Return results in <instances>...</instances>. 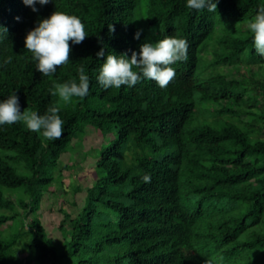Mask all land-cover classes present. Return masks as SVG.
Returning <instances> with one entry per match:
<instances>
[{
	"label": "trees",
	"instance_id": "16d2710c",
	"mask_svg": "<svg viewBox=\"0 0 264 264\" xmlns=\"http://www.w3.org/2000/svg\"><path fill=\"white\" fill-rule=\"evenodd\" d=\"M261 4L218 0L208 13L185 0H50L33 12L23 0H0L7 29L0 60L12 57L0 68V99L16 93L21 111L44 114L57 102L54 84L78 80L80 68L90 79L81 103L58 104L60 139L45 140L22 122L0 128V264H264V59L245 27ZM54 11L79 17L88 36L69 41V63L42 77L24 38ZM166 36L188 43L166 88L150 80L108 90L97 83L107 54L130 58ZM101 47L106 55L98 59ZM241 59L261 60L253 70ZM235 65L239 78L224 71ZM102 134L111 141L91 161L95 181L72 188L78 211L61 208L57 245L30 215L54 182L66 191L58 174L67 165L58 166L70 147L92 150Z\"/></svg>",
	"mask_w": 264,
	"mask_h": 264
},
{
	"label": "clouds",
	"instance_id": "9594fccd",
	"mask_svg": "<svg viewBox=\"0 0 264 264\" xmlns=\"http://www.w3.org/2000/svg\"><path fill=\"white\" fill-rule=\"evenodd\" d=\"M49 2L50 0H23V3L33 12L38 11L37 5L43 6ZM217 3L218 0H185V7L197 12L206 10L208 13H214ZM245 27L251 34L252 48L255 49L256 55L264 59V4L257 7L255 14L246 22ZM109 31H112L111 25ZM6 32L7 29L0 26V33ZM140 35L141 32L138 30L134 34V39H139ZM86 36L88 35L85 25L79 17L54 11L48 18L39 20L36 26L27 32L24 48L31 53L35 70L42 77H52L57 71V66L69 63L71 51L69 41L72 45H77ZM105 55L104 47L96 53L98 59ZM187 58L188 43L183 38L166 36L155 42L147 40L140 45L139 52L131 53L130 58L126 53L107 54L95 79L104 90L120 89L121 86L133 88L142 80L154 81L159 88L164 89L175 76L172 65L183 62ZM10 63H12V57H4L0 60V68ZM77 76L78 80L70 79L54 84L50 95L57 97L58 101L65 104L71 103L73 98L86 97L90 87L89 76L83 68L78 69ZM58 101L49 105L44 114H38L36 111H21L16 93L9 94L7 98L0 99V128L22 122L29 132L37 133L45 140H58L63 134V120L59 115ZM142 179L146 183L150 182V176L147 174ZM34 214L39 215L38 212Z\"/></svg>",
	"mask_w": 264,
	"mask_h": 264
},
{
	"label": "rangeland",
	"instance_id": "374dc122",
	"mask_svg": "<svg viewBox=\"0 0 264 264\" xmlns=\"http://www.w3.org/2000/svg\"><path fill=\"white\" fill-rule=\"evenodd\" d=\"M209 58L210 55L207 53L205 55H199V58ZM245 64L246 68H253L256 70L258 68L261 59H241ZM247 69L244 67L241 69L244 73H247ZM231 71V74L234 77H240V73L237 70V66L234 67H224V71ZM56 101L58 98L55 97ZM82 102L80 98H73L71 103L65 104L62 101H58V104L61 107H67ZM92 107V104H89ZM95 107V106H94ZM94 131V129H93ZM91 136L94 134L91 130L89 133ZM264 135V134H263ZM83 137V135H81ZM94 138V137H93ZM97 138L101 141V144L97 147H94L92 150L86 149L83 142H76L69 149V154L63 155L61 158L58 170L64 168V165L67 167L62 170L58 176L62 175L63 182H65L66 191L61 188V182L57 180L53 183L52 186H49L47 190H44L45 197L42 200L41 208L38 211L39 215L32 214L30 218L38 217L41 219L42 224L44 225L47 233L50 237L53 238L54 242L57 245L62 244V235L59 230V224L63 217L61 208L66 211L76 214L78 207L74 203V193L72 188L76 185H79L82 189L90 187L95 181L96 176L93 174L94 171V160L99 157V154L104 146H106L111 140L106 135L102 134L100 137L97 135ZM95 139V138H94ZM92 139V140H94ZM91 142L86 139V143ZM91 144V143H90ZM91 161H93L91 163ZM64 188V187H63ZM12 197H14L12 195ZM25 252H19L18 256L22 257L25 260ZM25 260L22 264H35V262Z\"/></svg>",
	"mask_w": 264,
	"mask_h": 264
}]
</instances>
